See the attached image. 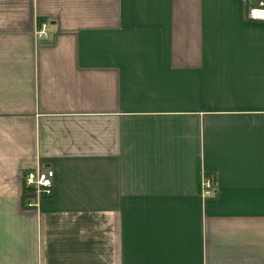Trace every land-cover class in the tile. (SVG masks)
<instances>
[{
  "label": "crops",
  "instance_id": "crops-1",
  "mask_svg": "<svg viewBox=\"0 0 264 264\" xmlns=\"http://www.w3.org/2000/svg\"><path fill=\"white\" fill-rule=\"evenodd\" d=\"M38 166L54 190L28 207ZM0 264H264V21L0 0Z\"/></svg>",
  "mask_w": 264,
  "mask_h": 264
},
{
  "label": "built area",
  "instance_id": "built-area-1",
  "mask_svg": "<svg viewBox=\"0 0 264 264\" xmlns=\"http://www.w3.org/2000/svg\"><path fill=\"white\" fill-rule=\"evenodd\" d=\"M245 7V15L251 21H264V0H242ZM47 22H42L36 30L38 39L46 35ZM55 184V172L52 168L38 166L26 172L24 175V195L26 205L36 207L44 198L52 196ZM216 193L215 180L202 174L201 195L204 200L210 199Z\"/></svg>",
  "mask_w": 264,
  "mask_h": 264
}]
</instances>
